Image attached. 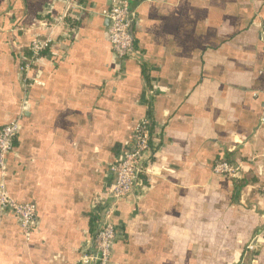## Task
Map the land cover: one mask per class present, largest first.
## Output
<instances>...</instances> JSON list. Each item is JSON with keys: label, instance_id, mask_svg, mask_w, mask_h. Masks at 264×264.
<instances>
[{"label": "crops", "instance_id": "obj_1", "mask_svg": "<svg viewBox=\"0 0 264 264\" xmlns=\"http://www.w3.org/2000/svg\"><path fill=\"white\" fill-rule=\"evenodd\" d=\"M115 1L0 0V127L20 121L5 183L38 216L26 241L0 212V264H81L109 167L146 115L155 156L114 213L111 264H264V0H126L139 56L123 60L100 16ZM69 2L73 29L58 25ZM49 30L24 89L17 53ZM222 158L239 188L212 173Z\"/></svg>", "mask_w": 264, "mask_h": 264}, {"label": "built area", "instance_id": "obj_2", "mask_svg": "<svg viewBox=\"0 0 264 264\" xmlns=\"http://www.w3.org/2000/svg\"><path fill=\"white\" fill-rule=\"evenodd\" d=\"M79 7L81 6L73 2L67 3V11L58 19V25H64L65 18L72 13L73 9ZM100 16L108 21L106 35L113 54L120 60L132 55L139 56L134 47L133 35L136 15L130 3L126 0L115 1L110 8L101 11ZM52 30H49L43 38L34 39L28 46L31 52L30 59L28 61L23 59V64L19 67L23 76L24 89L30 86L28 72L35 65L40 53L51 50L53 46ZM262 95L264 98V88ZM148 96L153 98L152 95L148 94ZM19 131V119L0 127V212H8L19 221L21 230L28 241L37 226L36 206L32 202L15 201L8 193L5 183L6 157L13 151V143ZM157 142L158 139L151 129L150 116L146 115L136 124L129 142L109 167L111 181L99 197L94 213L92 243L82 251L79 258L81 264H111L116 240L114 213L131 195L135 186L141 182V177L146 174V168L155 154L154 146ZM212 173L232 180L243 178L240 164L229 162L224 158L214 163Z\"/></svg>", "mask_w": 264, "mask_h": 264}, {"label": "trees", "instance_id": "obj_3", "mask_svg": "<svg viewBox=\"0 0 264 264\" xmlns=\"http://www.w3.org/2000/svg\"><path fill=\"white\" fill-rule=\"evenodd\" d=\"M72 1H74V2H77V3H79V4H83V3H85V0H72ZM65 24H67V26L69 27V29H73L75 26H76V22H74L72 19H70L69 17H66L65 18ZM44 37V36H43ZM43 37H40V38H43ZM112 50V49H111ZM48 53V50H45V51H43V52H41L40 53V55H39V58L40 57H42V56H45L46 54ZM113 53V52H112ZM30 56H31V52H30V50H29V47H25V48H23V49H21V50H19V52L17 53V61H18V63H19V67L21 66V64H23V59H26L27 61L30 59ZM34 67V66H33ZM150 119H152V117L150 116ZM13 120H15V119H13ZM12 120V121H13ZM12 121H10V122H12ZM9 122V123H10ZM8 124V123H7ZM6 125V124H5ZM4 126V125H3ZM136 126V125H135ZM134 126V127H135ZM134 129V128H133ZM151 129H153V120H151ZM20 132V131H19ZM19 135V134H18ZM18 137V136H17ZM17 137L15 138V140H14V142L16 141V139H17ZM13 146H14V143H13ZM155 149H156V147H155ZM156 151V150H155ZM154 156H155V154H154ZM154 156H153V158H154ZM223 159V158H222ZM222 159H219V160H222ZM226 160H228L229 162H231L229 159H226ZM218 161V160H217ZM216 162V161H215ZM214 162V163H215ZM214 163H213V165H214ZM213 165H212V167H213ZM224 177V176H223ZM142 178V177H141ZM227 178V177H226ZM229 179V178H228ZM142 180V179H141ZM231 181H232V183L234 184V186H235V188L237 187V188H239L240 187V185H241V180H232V179H230ZM36 206V205H35ZM37 208V207H36ZM36 211H37V209H36ZM37 219H38V216H37ZM94 221H95V217L93 216V217H91V231H93V224H94ZM37 227H38V221H37V226H36V228L33 230V231H36L37 230ZM32 234V233H31ZM31 236V235H30ZM113 258V257H112Z\"/></svg>", "mask_w": 264, "mask_h": 264}]
</instances>
